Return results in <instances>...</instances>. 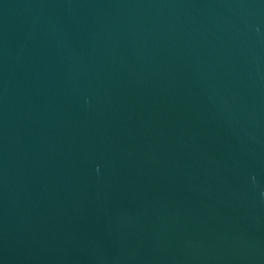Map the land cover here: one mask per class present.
Instances as JSON below:
<instances>
[{"label": "water", "instance_id": "1", "mask_svg": "<svg viewBox=\"0 0 264 264\" xmlns=\"http://www.w3.org/2000/svg\"><path fill=\"white\" fill-rule=\"evenodd\" d=\"M0 264H264V0H0Z\"/></svg>", "mask_w": 264, "mask_h": 264}]
</instances>
